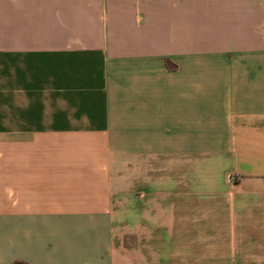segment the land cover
Wrapping results in <instances>:
<instances>
[{"label": "crops", "instance_id": "obj_1", "mask_svg": "<svg viewBox=\"0 0 264 264\" xmlns=\"http://www.w3.org/2000/svg\"><path fill=\"white\" fill-rule=\"evenodd\" d=\"M264 264V0H0V264Z\"/></svg>", "mask_w": 264, "mask_h": 264}, {"label": "trees", "instance_id": "obj_2", "mask_svg": "<svg viewBox=\"0 0 264 264\" xmlns=\"http://www.w3.org/2000/svg\"><path fill=\"white\" fill-rule=\"evenodd\" d=\"M12 264H27V263L22 262V261H15V262H13Z\"/></svg>", "mask_w": 264, "mask_h": 264}]
</instances>
